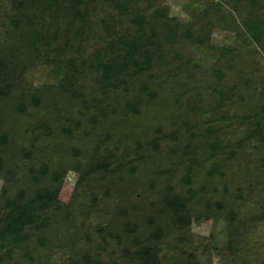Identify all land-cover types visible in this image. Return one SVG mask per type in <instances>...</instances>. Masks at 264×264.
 I'll return each instance as SVG.
<instances>
[{
    "label": "trees",
    "instance_id": "obj_1",
    "mask_svg": "<svg viewBox=\"0 0 264 264\" xmlns=\"http://www.w3.org/2000/svg\"><path fill=\"white\" fill-rule=\"evenodd\" d=\"M108 1L118 14L111 16V23L101 19L105 46H99L92 57L82 52L79 43L91 28L89 18L99 7L91 6L96 0L10 1L15 11L13 34L19 32L21 38L12 36L11 43L0 46V179L5 182L0 195V264L6 258L16 259L35 234L41 247H46L43 232L48 223L73 217L79 201L64 205L59 200L60 184L70 171L79 174L76 193L93 198L88 208L96 209L100 202L98 190L109 210L115 206L110 225L97 224L95 232L103 235L107 247L115 243L121 252H109L103 262L99 253L70 254L67 264H212L199 258L201 248L187 235L198 193L192 188L184 191L193 187L196 172L213 159L224 162L204 175L201 191L207 194L210 186L222 183L231 171L229 158L236 146L225 140L223 130L198 123L195 94L182 93L177 84L180 66L175 71L166 66L164 76L172 80L165 82L164 91L152 82V73L166 62L168 46L183 37L204 47L209 34L193 35L189 25L171 21L167 7L157 0ZM143 2L150 4L151 12L141 7ZM245 28L251 40L247 44H260L262 23L251 19ZM204 57L186 63L198 69L193 73L200 77ZM37 62L60 67L62 74L28 97L23 93L24 72ZM222 91H217L215 110L230 104V93ZM213 92L211 97H216ZM184 97L187 110L181 105L182 101L187 104ZM80 102L89 113L85 122L91 131L76 132L83 121L71 112L68 123L76 131L72 126L57 128L55 120L45 116L50 108L74 109ZM243 121L244 136H238L237 149L254 142L260 152L248 171L241 170L254 171L257 177L260 170L264 174V107ZM167 142L174 144L171 156L162 148ZM174 158L173 163L184 169L181 174L172 168L160 170ZM170 171L178 178V187L163 183ZM257 180L263 196L258 202L260 214H251L249 224L264 222V175ZM212 190L219 193L216 187ZM222 194L220 200L207 201L202 213L227 221L226 247L236 257L245 233L244 209L231 198L228 187ZM86 207L80 209L83 218ZM84 227L83 220L75 229ZM171 233L180 237L171 239L170 251L165 252L163 245Z\"/></svg>",
    "mask_w": 264,
    "mask_h": 264
},
{
    "label": "rangeland",
    "instance_id": "obj_2",
    "mask_svg": "<svg viewBox=\"0 0 264 264\" xmlns=\"http://www.w3.org/2000/svg\"><path fill=\"white\" fill-rule=\"evenodd\" d=\"M10 1L0 0V46L6 41L11 43V38L14 37L13 32L15 30L12 28L15 27L12 19L15 11L11 8ZM108 2V0H96L95 4L91 5L96 6L98 4L99 7L97 12H94L89 18L91 28L89 32H86L87 37L79 43L82 52L85 50V53L90 57L99 46H105L102 37L106 34L102 29L101 19L108 18L107 22L111 23L113 22L111 16L118 14L113 6L114 4L111 5L112 3ZM157 2L167 7L171 21L189 25L188 27L192 28L193 35L209 34V40L203 47L180 37V41L168 46L165 64H162L161 70L152 73L153 84H157L164 91L166 89L165 82H171L172 80L171 77L166 78L164 76L163 71H165L166 66L169 64L170 69L174 68V71L177 66H180L176 70L180 79L177 84L181 86L182 93L195 94L194 107L197 109L198 123L201 126L213 125L223 130L225 140L236 146L232 149L233 157L229 158L231 171L226 172V175H224L226 177L222 183L210 186V191L207 194H203L201 191V187L205 182L203 181L204 175L216 164L221 165L224 162L223 160L217 162L216 159H213L206 163L204 169L196 172V182H194L193 187L189 186L185 189V193L191 188L198 193V196L195 197L191 228L185 234L187 233L188 236L190 235L194 239L196 247L199 245L201 248L199 258L204 260L205 263L210 261L212 264H264V222L249 224L251 214H260L258 202L262 201L263 196L258 187L257 177H263L264 174L263 170H260L257 177L254 171L245 173L248 171L251 161L259 157L260 149L256 150L254 142L251 143L252 145L248 144L240 150L237 149L238 136H244L243 132L245 131L244 128H241L244 122L243 118L255 115L259 108L264 107V0H157ZM141 7L144 10L149 8V12H151L148 2H143ZM251 19L254 22L258 19L263 25L260 44H247L251 40L245 33V23L250 22ZM119 20L123 19L119 18ZM14 38L20 40L21 35H19V32ZM203 56H205L204 62L201 64L200 69L204 73L200 77L193 73L197 72L198 69L186 65V63L192 58H202ZM216 70L219 71V74L214 73ZM60 74H62V68L47 62H37L31 65L24 72V95L28 97L35 95L42 85L46 82H55L56 75L59 76ZM220 90L230 93L227 96L230 104H226L223 109L215 110L218 107V102L215 100H218ZM213 91H216V97H211V93L214 94ZM169 92L170 90L165 95L167 96ZM202 102H204V105L200 104ZM181 105H183V110H187L188 100L187 104L182 101ZM49 110L45 116L55 120L57 128L72 126L68 123V119L71 115H74L75 118L83 121L78 130L72 126L74 131L77 130L76 132L81 134V132L90 130L85 122L89 113L85 108H81V102L74 109L71 106L61 105V108L57 111L53 108ZM153 115L154 112L150 114V120L153 119ZM54 142L62 144L59 141ZM171 147H174L171 142L163 144L162 148L166 155H172ZM175 160L174 158L168 161L160 170L164 171L172 168L177 174H181L180 171L184 169L174 164L173 161ZM251 166L253 165L251 164ZM242 168L245 172L241 170ZM257 168L259 170L261 167L258 166ZM170 172L172 173V171ZM171 173L165 179L162 177L163 183L178 187L180 182L178 178H173V173ZM78 178V173L70 171L66 179L60 184L59 200L64 205H70L74 203V200L79 201L73 207L74 210L76 209L73 217L69 221L52 219L43 232L47 234L46 247H41V243L37 242V235L35 234L32 236V240L20 249L16 259L14 258L11 261L6 258L4 264L14 262L19 264H67L70 254L77 255L84 252L87 254H101V261L103 262L109 259L106 257L109 252H121L119 246L115 243L107 247L102 240L103 235H98L95 232L97 224H101L103 227L110 225L112 218L110 212L112 214L113 210L115 211V206L110 205L113 210H109L108 204L103 201L102 191L98 190L100 202L97 204L96 209L88 208L93 205V198L92 196H82L81 198V194L76 193ZM4 185V180L0 179V195ZM224 186L228 187L233 194L231 198L241 204V208L244 209L242 220L245 225V233L240 247L237 248L236 257L226 247L230 237L227 221L218 220L215 215L206 216L202 213L205 210L207 201L214 202L221 199L220 194L224 191ZM213 187H216L220 194L214 193ZM76 194H79V200L75 198L77 197ZM238 194L243 197V200L238 197ZM83 206H87L83 210L84 218L81 216L80 211ZM116 206L118 205L116 204ZM83 220L85 221V227L78 231L75 227ZM179 237L180 235L177 233L174 235L171 233L168 236L167 243L163 245L165 252L170 251L169 241ZM204 248H206L205 254L203 253ZM0 255L3 256L2 253Z\"/></svg>",
    "mask_w": 264,
    "mask_h": 264
}]
</instances>
